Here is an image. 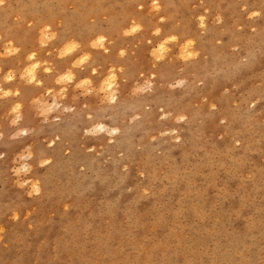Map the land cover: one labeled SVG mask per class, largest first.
Wrapping results in <instances>:
<instances>
[{
    "label": "rangeland",
    "instance_id": "1",
    "mask_svg": "<svg viewBox=\"0 0 264 264\" xmlns=\"http://www.w3.org/2000/svg\"><path fill=\"white\" fill-rule=\"evenodd\" d=\"M31 1L0 0L3 73L17 58L6 55L8 43L17 51L30 48L45 24L40 15L21 16ZM96 1L74 0L67 9L93 8ZM117 1L101 0L99 8L123 17L132 8L140 14V4L160 9L159 17L144 12L135 34L115 32L108 40L102 53L112 60L95 67L117 74L112 97L95 90L94 78L55 93L53 77H42L43 87L52 88H22L19 110L0 102V219L12 207L31 212L12 244L0 234V254L8 253L0 264L29 257L38 264H80L76 255L81 264H166L165 255L176 250L183 252L172 264H189L188 255L217 264L205 253L220 247L235 264H264V0ZM50 3L62 8L58 0ZM59 25L44 29L45 36L63 33L65 24ZM158 30L179 31L181 42L194 43L171 55L169 42L166 55L152 58ZM78 51L93 53L88 44ZM67 56L48 55L52 72ZM85 68L78 66L77 74ZM55 166L64 180L53 175ZM190 178L194 189L182 191ZM48 179L66 191L35 193L32 183ZM9 222L5 230L13 229ZM64 243L65 251H57Z\"/></svg>",
    "mask_w": 264,
    "mask_h": 264
},
{
    "label": "bare ground",
    "instance_id": "2",
    "mask_svg": "<svg viewBox=\"0 0 264 264\" xmlns=\"http://www.w3.org/2000/svg\"><path fill=\"white\" fill-rule=\"evenodd\" d=\"M126 1L130 2L131 0H119L117 2L121 3ZM50 2L51 0H32L20 10L21 16H24V19H28L29 15H40L42 17V24H45L37 28L38 41L32 38L30 48L20 49L18 51L16 50V48L12 47V41H10L9 43L7 42L8 45L5 51L6 55H16L17 57L15 60L10 61V63L8 64L10 69L7 72L3 73V70L0 67V102L5 101L4 106L8 110L9 108L12 111L18 109L16 95L20 93L22 88L31 87L33 89L34 87V89L38 93L43 92L44 90L49 91V89H51L52 87L45 89L41 82L42 77H45V80L53 77L52 80L56 81L55 88H59V90H55V93L61 92L63 89L70 86L73 88L78 87L82 84H85L87 86V84L91 82V78H94L96 79V84L94 86L95 90H97L99 94H105L106 97L111 96L112 87L113 85H115L114 83L117 78V74L113 71V69L108 70V68H103L101 72H97V68L95 67L104 66L112 60L111 58H108V56H104V53H102L103 51H107L108 49V40L112 39L115 32H119V35L121 36H126L127 34H135L139 31L140 28H142V19L145 18L144 12L146 14V12L151 11V13L154 14L153 16L157 17L158 14L156 13V11H159L160 9V6L156 5L155 7L151 8V10H145V8L141 7L142 4H140L139 6L142 10L139 12L140 14L133 13L135 9L132 8L131 10L127 11L128 15L126 17H123L118 10H114L115 8L103 10L100 9L99 6L101 0H97L96 4L98 6L93 8H89L88 6L79 7V4H74L71 13H69L70 10L68 11L67 7L73 5L74 0H58V2H62V4H59L62 5V8H58L57 10H53L54 8L51 6L52 3ZM154 3L158 4V2L156 1H154ZM65 12H68L69 14L67 16H64ZM61 13L63 14L64 18L62 17ZM30 18H32V16H30ZM86 18H88L90 21L94 20V23L90 24L88 22H85ZM199 19H201L200 24L202 26L204 22L202 18ZM59 24H65V30L63 33L59 34L58 36L52 31L53 33H49L45 36L46 33H44L43 31L44 29L49 30V28H51L52 26H60ZM74 27H76L77 29L79 28L80 31H69ZM5 32L6 31H4L0 27V35H4ZM157 33V42L159 43L156 47L154 46L153 48V50L156 51L151 52L152 58L166 55V52L168 51L167 43L169 42H174V52H172L171 55H183V47L192 45L194 43L189 39L183 40V42H181L180 39H182L183 35L179 31H176V33L174 34H167L162 33L158 30ZM37 36L35 34L33 35V37ZM54 36L56 37V39H53ZM47 44H49L50 49H36L37 46L40 48L41 46L43 47ZM82 44H88V46L92 48L93 53L89 52L88 55H86L87 52L83 53L78 51V47ZM42 50H45V52L40 55L42 52H40L39 54L38 51ZM117 53L118 52H116V54ZM48 55L51 57L68 55V58L65 61H60L59 64L56 62V72L54 73L52 72L53 65L49 63ZM84 64H86L85 70L78 75V66H82ZM59 66L61 68L58 70ZM132 72L133 74L135 73V71H126V73L130 76L132 75ZM48 86H50V84ZM100 128L103 129V127ZM59 154L60 149L56 150L55 152V155L59 156ZM66 163L72 164L73 160H69ZM208 163L209 161L206 160L205 165H207ZM52 172L54 176H57L59 181L64 180L63 175L61 174L62 171L59 166H55ZM167 181L170 185H172L173 182L177 181L175 180V174L172 177H170L169 175V178L167 177ZM192 183V178H190V180L187 181V187L185 186L182 191H185L187 189V191H192L194 189V187H192ZM32 184V188L34 189L35 193H40L42 191L45 193L47 192L46 195H52L56 192L58 193L66 191V187H63V185H60L57 188H53V182L49 179L44 183L35 182ZM20 194L23 197L26 195L25 191L21 189ZM156 203L157 201H153L149 204L151 205V208H153L155 207L154 205ZM197 210L198 207L195 208V212H197ZM29 211L30 209L16 210L15 207H12L8 211L5 218L0 219V234L2 233V231H5L7 233L6 242L9 245L15 241V236L21 235L26 228L31 214V212ZM19 214H27L29 215V217L24 220L21 219L24 218V216L19 218ZM6 219L10 220L9 228L13 229L5 230L4 224ZM13 219L18 220L16 222H11V220L13 221ZM69 225L71 224L69 223ZM74 230L75 229L70 230L69 234L71 236L73 235ZM69 239L70 238L65 237V243H67ZM65 243L62 245V249H59L57 251H65ZM239 243L240 239L237 238L234 244L239 245ZM237 245L235 246L236 248ZM123 247V245L120 246V248ZM179 252L182 253L183 251L176 250L173 252V254H166V264H172L174 257L173 255H178ZM107 254H113V251L108 250ZM205 254H207V257H211L212 263L235 264L233 260H227L229 257L225 256L222 247H220L219 249L217 248L214 251H208ZM0 255L3 259L7 258L4 257V255L8 256L7 250L5 249V251ZM40 258L44 259L46 257H43L42 255L40 256ZM76 258L78 259V262L80 264L83 262L80 259L79 255H76ZM96 260H101L100 254L96 256ZM202 261L204 260L201 259L199 262H197L196 259H193L190 255H188L187 258V262L189 264H204L202 263ZM250 262L251 261L245 264H249ZM7 264H10V262H8ZM23 264H38V262L36 263L35 258L29 257L24 261ZM49 264H54V260Z\"/></svg>",
    "mask_w": 264,
    "mask_h": 264
},
{
    "label": "clouds",
    "instance_id": "3",
    "mask_svg": "<svg viewBox=\"0 0 264 264\" xmlns=\"http://www.w3.org/2000/svg\"><path fill=\"white\" fill-rule=\"evenodd\" d=\"M174 39V38H173Z\"/></svg>",
    "mask_w": 264,
    "mask_h": 264
}]
</instances>
